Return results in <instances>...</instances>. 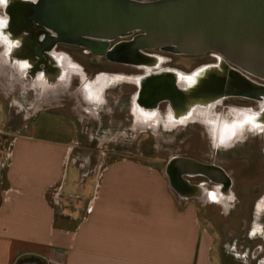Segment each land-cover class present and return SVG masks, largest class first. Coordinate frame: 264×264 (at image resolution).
Returning <instances> with one entry per match:
<instances>
[{
  "label": "crops",
  "instance_id": "0c3cea01",
  "mask_svg": "<svg viewBox=\"0 0 264 264\" xmlns=\"http://www.w3.org/2000/svg\"><path fill=\"white\" fill-rule=\"evenodd\" d=\"M62 96L39 104L11 140L0 264H225L198 204L165 171L127 157L87 168L77 158L72 115L40 109ZM5 111L0 96V131Z\"/></svg>",
  "mask_w": 264,
  "mask_h": 264
},
{
  "label": "rangeland",
  "instance_id": "374dc122",
  "mask_svg": "<svg viewBox=\"0 0 264 264\" xmlns=\"http://www.w3.org/2000/svg\"><path fill=\"white\" fill-rule=\"evenodd\" d=\"M56 48L67 53L71 65L76 68L70 75V91L84 87L100 75L114 79L102 91L99 102L81 99L80 106L79 99L73 96L75 94L62 92L59 101L40 108L63 109L72 115L76 128L74 153L77 158L87 168L94 169L99 159H105L106 163L118 157L139 159L166 173L173 157H188L220 166L230 176V189L234 193L226 209L221 203L206 202L191 193L180 194L173 188L185 200L198 204L204 227L214 235L216 244L222 245L229 258L225 264H264V209H256L258 201L264 196V133L244 129L228 142L220 140L224 120L232 121L249 108L259 109L260 101L244 96L226 97L216 104L211 117L206 119L198 115L176 125L167 120L168 103L163 102L157 107L162 121L156 129H134L133 99L139 87L118 76L143 74V67L119 65L106 56L93 53L88 47L58 43ZM153 53L166 57L165 67L177 68L185 73L214 62V58L209 61L208 53L187 55L166 50ZM0 73V96L6 104L5 124L0 131L1 190L5 185L6 169L1 164L17 130L33 118H29L30 114H36L37 91L31 87L30 74L15 81L9 72L3 70L1 63ZM252 79L264 84V81ZM184 178L195 187L203 184L213 189L218 185L202 175H184ZM257 226L260 229L254 232ZM18 264L29 262L20 260Z\"/></svg>",
  "mask_w": 264,
  "mask_h": 264
},
{
  "label": "water",
  "instance_id": "95a60500",
  "mask_svg": "<svg viewBox=\"0 0 264 264\" xmlns=\"http://www.w3.org/2000/svg\"><path fill=\"white\" fill-rule=\"evenodd\" d=\"M26 4L24 22L18 20L14 24L31 36L46 35L37 47L38 55L63 43L88 47L95 54L120 61L108 49L110 41L138 32L129 43L134 51L216 53L243 77L246 74L264 81V0H28ZM168 78L150 79L147 90H141L147 92L149 102L140 98L139 104L154 109L165 98L175 104L179 90ZM231 82L228 72L221 83L231 96L256 100L264 97V85L249 83L248 92H238L231 88ZM173 164L175 171L167 173L171 186L180 194L188 195L183 186L177 185L184 175L228 182L225 171L214 164L188 157L175 158Z\"/></svg>",
  "mask_w": 264,
  "mask_h": 264
},
{
  "label": "bare ground",
  "instance_id": "6f19581e",
  "mask_svg": "<svg viewBox=\"0 0 264 264\" xmlns=\"http://www.w3.org/2000/svg\"><path fill=\"white\" fill-rule=\"evenodd\" d=\"M27 1L28 0H6V2L0 3V6L3 8V12L0 13V63L3 66V70L9 72V76L15 81L25 78L27 74L32 75L31 87L35 88L37 91V100L34 105L35 109H37L39 104L47 103L50 99L52 100V97L58 98V95L62 92L69 91L68 85L71 77L70 75L76 68L71 65V59H69L68 54L65 52H58L54 46L45 50L41 55H38L37 47L40 46L44 36H40L38 39L33 35L28 36L25 31L21 32L22 26H16L14 24V22L18 20L24 22L23 19L27 13ZM135 54L140 56L137 59V63H140L139 65L147 70V74L134 79V82L139 86V91L134 102L133 113L136 120L141 123V127L138 124L134 129H138V127L156 129L157 127H151L150 125L145 126V123L152 120L159 125L162 121L159 109H145L139 104L140 98H146V94L141 92V90H146L148 81L152 78L163 76V78L166 79V76H169V81L175 84L176 88L179 90L178 101L175 102V104L174 102H170V109L167 115L168 121H175L174 119H176L178 115L189 113H202L203 115V113L206 112L205 118L211 117L212 113L214 114L216 104L221 102L222 99L231 96L229 91L222 88L221 83V80L228 72L232 75L231 88L235 91L248 92V88L246 90H243V88L249 83L264 85L254 81L252 77L246 74L243 77L242 72L230 66L221 55L216 53L214 54L218 55L220 58L218 64L202 67L192 73H185L178 69L158 70L157 66L160 65L161 61L157 59V56L140 50H136ZM242 77L245 80H243ZM126 81L130 82L129 79H126ZM104 87L105 86L102 85L97 89L99 95H102L101 93L104 91ZM92 92L93 91L89 92L88 95ZM73 96H75L77 100L79 99L80 106H82L80 98L77 97L76 94ZM259 101L262 103V107L259 111H253L251 109L246 110L243 111V113H239L232 121L224 120L220 135V140L222 142L233 139L239 131L244 129L264 131V97ZM175 158L183 157H173L171 159L167 167V171L170 174L175 171L173 167V160ZM226 176L228 177L227 183L229 189L231 179L227 173ZM182 182H177V184L183 186V189L187 190L188 194H194L192 192L197 190L200 192V190H202L199 186H193L185 178ZM256 209L257 211L264 209V196L258 201ZM259 229L260 227L257 226L254 232H258L257 230Z\"/></svg>",
  "mask_w": 264,
  "mask_h": 264
},
{
  "label": "flooded vegetation",
  "instance_id": "af4514ba",
  "mask_svg": "<svg viewBox=\"0 0 264 264\" xmlns=\"http://www.w3.org/2000/svg\"><path fill=\"white\" fill-rule=\"evenodd\" d=\"M28 34V36H30L31 34L29 32H26ZM138 34V32H133V33H130L126 36H123V37H120L122 39L118 40L115 39V40H112L110 41L109 43V46H108V49L112 50L121 60L120 61H114L115 63L119 64V65H123V66H129V67H137L139 66L140 63H137V59L140 57L139 55H136L135 54V51L132 50L130 47H129V43L134 39V37ZM40 36H44L41 40V42L45 41L46 39V35L44 33H41L39 34L36 38L38 39ZM54 47H57V44L54 45ZM57 50V48H56ZM159 49H147V50H141L142 52H146V53H149L151 55H155L157 56V59L160 60V65L157 66V69L158 70H163V69H172V68H169V67H165L163 65V63L165 62L166 60V57L164 58L163 55H160V54H156V53H153V51H158ZM58 52H63V51H58ZM178 54V53H177ZM209 54V61H211L213 58H214V62H209L208 64H205V65H202V66H199L197 67L194 71L202 68V67H206V66H211V65H216L220 62V58L218 55L214 54V53H208ZM163 57V58H162ZM143 67V66H141ZM144 69V68H143ZM174 69H177V68H174ZM180 70V69H178ZM193 71V72H194ZM192 73V72H191ZM147 74V70L144 69V72L143 74H130V75H126V74H121L119 75L118 77H122V80H126V79H129L130 82H134V79L136 77H141L143 75ZM114 79H111L110 77H107L106 75H100L99 77H97L93 82H89L88 84H86L84 87L82 88H79L78 90H75V91H68L69 93H74L77 95V97H82L80 98L83 99V100H87V102L91 101V102H99L101 100V97L102 95H99V93L97 92V89L100 88V86H105L107 87L108 83L110 81H112ZM163 85H166L165 83H167L166 81H163ZM135 83V82H134ZM136 84V83H135ZM31 86H32V83H31ZM104 87V89H105ZM139 87V86H138ZM243 88V87H242ZM139 89V88H138ZM247 87L245 86L243 88V90H246ZM147 90V89H146ZM93 91L90 95L89 92ZM139 91V90H138ZM243 92V91H241ZM138 93V92H137ZM137 93L134 94V99H133V109H134V102H135V99H136V95ZM146 93V98H144V102H149V96ZM99 95V96H98ZM163 102H167L168 103V113H169V109H170V101L168 98H165L163 100H161V102L159 103V105ZM158 105V106H159ZM144 106V105H143ZM146 107V106H144ZM262 107V103L260 102V106H259V109H254V108H249V109H246V110H253V111H259ZM245 110V111H246ZM206 112L203 113V116L205 117V114ZM240 113H243L240 112ZM198 115H202V113H189V114H185V115H178V117L176 119H174L175 121H170L172 124H179V123H185L186 121L188 120H192L194 118H197ZM239 115V114H238ZM139 124V126L141 125V123H139L136 118H135V123L133 125V128L135 126H137ZM156 124V125H155ZM153 126V127H158L157 123L153 122L152 120L145 123V126ZM141 127V126H140ZM140 127H138V129H140ZM142 129H145V128H142ZM261 133H264V131H259ZM238 135V133L236 134V136ZM235 138V137H234ZM232 140V139H231ZM230 141V140H229ZM224 142V141H223ZM228 142V141H226ZM206 164H210V163H206ZM215 165V164H214ZM218 166V165H216ZM223 169V168H222ZM224 170V169H223ZM225 171V170H224ZM226 172V171H225ZM230 177V176H229ZM231 179V178H230ZM218 185L216 187H214L213 189L212 188H209V187H204L203 184L199 185L200 188H202V190H200V192L197 190L195 192H192L194 193L196 196L200 197V199H203L204 201L208 202H216V203H221L224 205H228L230 206V200L233 198L234 196V193L232 192V190L228 189V183L227 184H223V183H217ZM231 184H232V180H231ZM230 184V186H231ZM178 186H181L179 184H177ZM206 195V196H205ZM209 195V196H208ZM208 200V201H207ZM214 200V201H213ZM226 207V206H225Z\"/></svg>",
  "mask_w": 264,
  "mask_h": 264
},
{
  "label": "built area",
  "instance_id": "2783aa9c",
  "mask_svg": "<svg viewBox=\"0 0 264 264\" xmlns=\"http://www.w3.org/2000/svg\"><path fill=\"white\" fill-rule=\"evenodd\" d=\"M9 160H10V150L7 153L6 159L5 161L2 162L1 167L2 168H7L8 164H9ZM3 176V175H2Z\"/></svg>",
  "mask_w": 264,
  "mask_h": 264
},
{
  "label": "snow or ice",
  "instance_id": "6c2138e0",
  "mask_svg": "<svg viewBox=\"0 0 264 264\" xmlns=\"http://www.w3.org/2000/svg\"><path fill=\"white\" fill-rule=\"evenodd\" d=\"M4 2H6V0H0V3H4Z\"/></svg>",
  "mask_w": 264,
  "mask_h": 264
}]
</instances>
